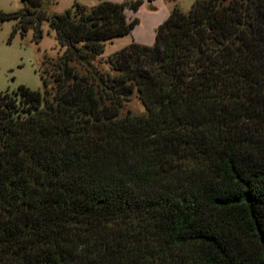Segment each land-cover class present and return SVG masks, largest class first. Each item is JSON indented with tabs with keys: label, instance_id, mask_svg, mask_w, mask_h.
Segmentation results:
<instances>
[{
	"label": "trees",
	"instance_id": "trees-1",
	"mask_svg": "<svg viewBox=\"0 0 264 264\" xmlns=\"http://www.w3.org/2000/svg\"><path fill=\"white\" fill-rule=\"evenodd\" d=\"M41 3L0 11L62 48L0 92V264H264V0L174 7L112 73L141 0Z\"/></svg>",
	"mask_w": 264,
	"mask_h": 264
},
{
	"label": "rangeland",
	"instance_id": "rangeland-1",
	"mask_svg": "<svg viewBox=\"0 0 264 264\" xmlns=\"http://www.w3.org/2000/svg\"><path fill=\"white\" fill-rule=\"evenodd\" d=\"M102 0H42L41 10L45 15L62 13L77 2L87 9ZM121 3L124 0H103ZM195 0H141L136 11L124 9L126 18H136L137 23L129 33L113 37L103 42V51L96 58V65L102 71L109 70L105 60L115 51L127 46L132 41L141 45L150 46L154 41L157 26L176 7L179 11L187 13ZM22 7L21 0H0V11L9 13ZM16 19L0 21V92L7 91L12 94L18 85L22 84L32 90H42L39 79V68L43 56L56 58L61 54L62 48L58 45L54 32L48 27L47 21L40 24L41 38L38 42L33 40V29L25 33L16 30L10 38ZM144 107L134 91L120 109L119 116L127 112L131 114L143 113Z\"/></svg>",
	"mask_w": 264,
	"mask_h": 264
}]
</instances>
